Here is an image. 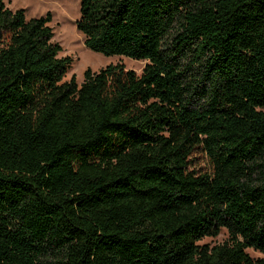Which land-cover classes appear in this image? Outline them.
Returning a JSON list of instances; mask_svg holds the SVG:
<instances>
[{
    "label": "trees",
    "instance_id": "obj_1",
    "mask_svg": "<svg viewBox=\"0 0 264 264\" xmlns=\"http://www.w3.org/2000/svg\"><path fill=\"white\" fill-rule=\"evenodd\" d=\"M51 21L0 0V264H264V0H80L147 61L81 84Z\"/></svg>",
    "mask_w": 264,
    "mask_h": 264
},
{
    "label": "rangeland",
    "instance_id": "obj_2",
    "mask_svg": "<svg viewBox=\"0 0 264 264\" xmlns=\"http://www.w3.org/2000/svg\"><path fill=\"white\" fill-rule=\"evenodd\" d=\"M13 9L23 8L26 10L27 18L45 16L51 13L52 21L49 25L54 32L53 41L62 47L60 57L70 56L72 65L65 76V80H70L76 76L78 84L84 80V72L90 68L92 71H99L109 64L121 63L127 69H133L141 73L146 60H136L127 56L114 55L107 56L95 52L86 47L85 37L77 29L76 21L80 17V0H4ZM196 160L194 167L198 170H207L210 162L201 151L195 153ZM229 237L228 231L222 229L217 237H205L199 243H209L211 245L225 242ZM253 257H264L259 251L252 248L247 250Z\"/></svg>",
    "mask_w": 264,
    "mask_h": 264
}]
</instances>
